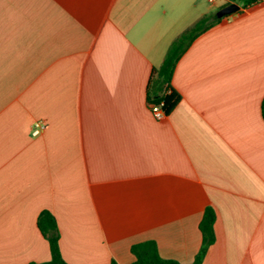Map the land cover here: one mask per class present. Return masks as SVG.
<instances>
[{
    "label": "crops",
    "instance_id": "0c3cea01",
    "mask_svg": "<svg viewBox=\"0 0 264 264\" xmlns=\"http://www.w3.org/2000/svg\"><path fill=\"white\" fill-rule=\"evenodd\" d=\"M208 0H0V264H131L135 244L193 264H264V0L197 37L162 119L147 90ZM232 3V2H231ZM46 129L32 136L33 124Z\"/></svg>",
    "mask_w": 264,
    "mask_h": 264
},
{
    "label": "trees",
    "instance_id": "16d2710c",
    "mask_svg": "<svg viewBox=\"0 0 264 264\" xmlns=\"http://www.w3.org/2000/svg\"><path fill=\"white\" fill-rule=\"evenodd\" d=\"M263 0H228L231 2H245L253 4ZM222 20L216 15L201 18L194 26L186 30L171 45L163 64L159 68H153L147 90L148 104H163L162 109L169 115L181 101V95L174 89L172 78L178 61L194 40L201 34L209 30ZM262 117L264 119V99L262 101ZM216 212L212 207H208L200 223V230L203 236V243L193 264H202V261L210 245L215 240L214 223ZM38 228L42 235L48 240L51 251V260L44 263L30 264H68L62 256L60 249V230L53 214L48 210H43L38 217ZM135 260L131 264H181L176 260L163 258L154 241H146L135 244L131 248ZM111 264H118L112 260Z\"/></svg>",
    "mask_w": 264,
    "mask_h": 264
},
{
    "label": "built area",
    "instance_id": "2783aa9c",
    "mask_svg": "<svg viewBox=\"0 0 264 264\" xmlns=\"http://www.w3.org/2000/svg\"><path fill=\"white\" fill-rule=\"evenodd\" d=\"M211 4H215L219 0H208ZM163 104H149L151 114L156 119H162L166 116L164 110L162 109ZM47 127V123L43 120H38L33 124L32 136H39Z\"/></svg>",
    "mask_w": 264,
    "mask_h": 264
},
{
    "label": "water",
    "instance_id": "95a60500",
    "mask_svg": "<svg viewBox=\"0 0 264 264\" xmlns=\"http://www.w3.org/2000/svg\"><path fill=\"white\" fill-rule=\"evenodd\" d=\"M240 10V5L236 2H232L225 7H223L221 10H219L216 14L217 18H224L226 16H229L233 13H236Z\"/></svg>",
    "mask_w": 264,
    "mask_h": 264
},
{
    "label": "rangeland",
    "instance_id": "374dc122",
    "mask_svg": "<svg viewBox=\"0 0 264 264\" xmlns=\"http://www.w3.org/2000/svg\"><path fill=\"white\" fill-rule=\"evenodd\" d=\"M223 3H224V0H219V1L216 2V4H218V5H221Z\"/></svg>",
    "mask_w": 264,
    "mask_h": 264
}]
</instances>
